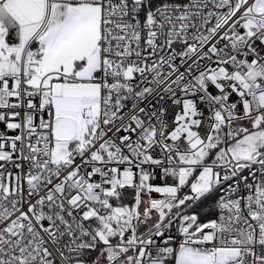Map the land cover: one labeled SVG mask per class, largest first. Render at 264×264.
<instances>
[{
  "label": "snow or ice",
  "instance_id": "1",
  "mask_svg": "<svg viewBox=\"0 0 264 264\" xmlns=\"http://www.w3.org/2000/svg\"><path fill=\"white\" fill-rule=\"evenodd\" d=\"M0 264H264V0H0Z\"/></svg>",
  "mask_w": 264,
  "mask_h": 264
}]
</instances>
